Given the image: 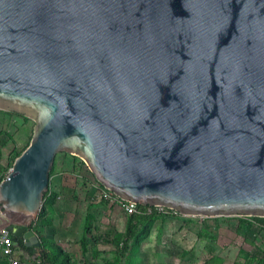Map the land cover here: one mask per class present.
I'll return each mask as SVG.
<instances>
[{
  "label": "water",
  "instance_id": "1",
  "mask_svg": "<svg viewBox=\"0 0 264 264\" xmlns=\"http://www.w3.org/2000/svg\"><path fill=\"white\" fill-rule=\"evenodd\" d=\"M0 110L34 123L0 182L25 247L58 153L123 201L264 218V0H0Z\"/></svg>",
  "mask_w": 264,
  "mask_h": 264
},
{
  "label": "crops",
  "instance_id": "2",
  "mask_svg": "<svg viewBox=\"0 0 264 264\" xmlns=\"http://www.w3.org/2000/svg\"><path fill=\"white\" fill-rule=\"evenodd\" d=\"M61 167L48 183L56 197L45 209L43 236L75 264L112 262L121 248L112 240L124 233L129 215L117 203L97 198L101 188L95 178L83 188L78 174ZM254 218L157 215L131 264H264V218ZM19 253L27 261L35 256Z\"/></svg>",
  "mask_w": 264,
  "mask_h": 264
},
{
  "label": "trees",
  "instance_id": "3",
  "mask_svg": "<svg viewBox=\"0 0 264 264\" xmlns=\"http://www.w3.org/2000/svg\"><path fill=\"white\" fill-rule=\"evenodd\" d=\"M52 172L53 168L50 173ZM3 178L4 176H2L0 172V182ZM55 197L56 194L50 191L48 186L47 191L43 195V203L37 220L32 227V231L37 236L40 243L38 247H25L22 239L19 238L15 241L13 235L10 233L11 240L14 244V250L17 252L15 259L18 264H40V262L47 264H75L71 260V257L64 252L60 246L52 240L46 239L42 234L43 226L48 223L46 219H43L45 209L47 206H53ZM145 208V205L137 204L136 212L129 214L124 233L114 236L112 240L114 246L121 247L120 251L117 252L112 262H105L104 264H131L140 241L147 235L152 221L157 217L155 214L147 215L145 213ZM20 250L29 256H33L34 254L35 256L31 258L30 261H27L25 255L19 253ZM0 259L2 260V264H10L5 257H1Z\"/></svg>",
  "mask_w": 264,
  "mask_h": 264
},
{
  "label": "rangeland",
  "instance_id": "4",
  "mask_svg": "<svg viewBox=\"0 0 264 264\" xmlns=\"http://www.w3.org/2000/svg\"><path fill=\"white\" fill-rule=\"evenodd\" d=\"M0 124L1 130L8 134V140L0 143V172L5 177L11 170L13 161L17 157L16 155L21 154L28 146L34 123L24 116L5 111ZM59 164L62 165L61 170L63 172L73 170V172L78 174V179L81 180L80 186L83 188L87 187L86 185L89 186L87 181L90 182L94 178L79 157L67 153H58L52 166V168L54 167L53 172H49V182L51 176L53 177L55 171L58 170ZM95 182L99 184L97 181ZM253 220H256V217Z\"/></svg>",
  "mask_w": 264,
  "mask_h": 264
},
{
  "label": "built area",
  "instance_id": "5",
  "mask_svg": "<svg viewBox=\"0 0 264 264\" xmlns=\"http://www.w3.org/2000/svg\"><path fill=\"white\" fill-rule=\"evenodd\" d=\"M5 111L0 110V119L2 118V115ZM8 140V134L0 132V143L6 142ZM98 186L101 188L97 198L99 200H106L110 202L117 203L120 208L126 213V214H132L136 212L137 204L123 201L119 199L117 196H115L111 191L104 188L102 185L98 184ZM145 213L147 215H176V213L173 210H170L163 206H148L146 205ZM15 250H14V244L10 237V232L4 228L0 229V258L5 257L10 264H18L17 260L14 257ZM40 264H47L44 262H40Z\"/></svg>",
  "mask_w": 264,
  "mask_h": 264
}]
</instances>
